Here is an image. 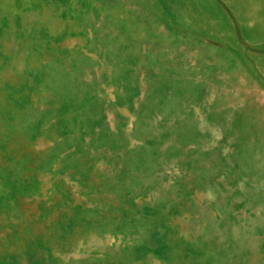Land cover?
<instances>
[{"label":"rangeland","instance_id":"rangeland-1","mask_svg":"<svg viewBox=\"0 0 264 264\" xmlns=\"http://www.w3.org/2000/svg\"><path fill=\"white\" fill-rule=\"evenodd\" d=\"M0 264H264V0H0Z\"/></svg>","mask_w":264,"mask_h":264}]
</instances>
